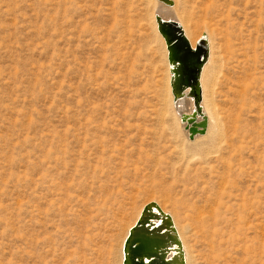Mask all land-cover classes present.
I'll return each instance as SVG.
<instances>
[{
  "label": "rangeland",
  "instance_id": "1",
  "mask_svg": "<svg viewBox=\"0 0 264 264\" xmlns=\"http://www.w3.org/2000/svg\"><path fill=\"white\" fill-rule=\"evenodd\" d=\"M156 2L0 0V264H120L152 202L195 264H264V0H173L215 61L208 137L192 142ZM207 200L213 250L193 208Z\"/></svg>",
  "mask_w": 264,
  "mask_h": 264
},
{
  "label": "water",
  "instance_id": "2",
  "mask_svg": "<svg viewBox=\"0 0 264 264\" xmlns=\"http://www.w3.org/2000/svg\"><path fill=\"white\" fill-rule=\"evenodd\" d=\"M172 6L171 0H158ZM157 31L164 39L170 66L169 86L174 101L193 98L194 110L182 115L188 126L190 140L206 132L207 121L202 113L200 76L208 59V45L202 37L192 48L185 33L175 20L155 16ZM201 121H197V117ZM122 264H185L184 254L171 217L155 203L144 206L141 214L128 231L123 245Z\"/></svg>",
  "mask_w": 264,
  "mask_h": 264
},
{
  "label": "bare ground",
  "instance_id": "3",
  "mask_svg": "<svg viewBox=\"0 0 264 264\" xmlns=\"http://www.w3.org/2000/svg\"><path fill=\"white\" fill-rule=\"evenodd\" d=\"M156 1H157L156 2V7L154 9V14H153L154 31L159 35V37H160L162 42H164V39L162 38V36L157 31V25H156V22H155V16L156 15H159L160 18H162L163 20L171 19V20H175L176 22H178V24H180V26L182 27V29H183V31L185 33V36H186L187 40L189 41L191 47H193V48L195 47L196 42H198L202 37H205L206 40H207L208 59H207L206 63L203 66L202 73H201V76H200V87H201V92H202V100H201L200 105H201L202 113H203V115H204V117H205V119L207 121L206 132L203 135H196L193 140H190L188 138V136H189L188 129H186L188 125L186 123L182 122V120H181L182 115L190 116L192 114V111L194 110V100H193V98H191V97L190 98H183V99H180L178 101H174L172 95H171V98H170L171 107L173 109L174 115L178 119V123L180 125V130H181L182 135L184 136V138L186 140H188V141H191V142L192 141H196V140H200L202 138H205L206 136L208 137L209 127H210V123H211V120H212L211 116H210V114L208 112L207 103H206V92H205V88H206V84H207V77H208L207 72H208L209 68L215 63L214 57H213V53H212L211 41H210V38H209L207 33H203L202 36L197 41H195V39L192 38L191 34L185 28L186 26L184 27V25L182 24L180 18L177 16L178 14L175 12L174 7H173L174 6L173 0H171L172 4H173L172 6H167V5L159 2L158 0H156ZM164 45H165V42H164ZM165 49H166V45H165ZM166 53H167V49H166ZM167 62H168V59H167ZM169 69H170V66H169V63H168V69H167V71H168V82H169V79H170ZM238 88H239V86H238ZM170 94H171V90H170ZM201 120H202V118L198 116L197 117V121H201ZM211 129H212V127H211ZM215 135H216V133H215ZM215 135L210 138L211 142L215 139ZM218 144H219V142H218ZM210 145H211V143H210ZM199 147H201V145H199ZM218 183H220V182H218ZM222 185H223V183H222ZM198 202H200V201H198ZM152 203H154V202H152ZM155 204L164 213H166L170 217H172L170 215V213L168 211H164L159 204H157L156 202H155ZM193 208H194V211L197 214V220L200 222L202 228H204V235H205V238L207 239V242H208L207 245L213 250L214 249V246H213L214 242L213 241L217 237V231L215 230V228L220 223V218H219V214H218V210L220 209V205L218 203H215L214 201L207 200L206 203L203 204L202 206H195ZM171 219H172V222L174 224V228L176 230V234L178 236V239L180 241V244H181V247H182V250H183L185 264H193V263L195 264L196 262H195V258H194L193 252L191 251L190 248H188L184 244V242L182 240V237L180 235V230L177 228V226H176V224L174 222V219L173 218H171ZM260 228L263 229L262 227H260ZM126 235H128V232H127ZM126 235H125V237L123 239V242L125 241V239L127 237ZM123 242H122V246L124 245ZM222 246H223V244H222ZM119 260H120V264H121L123 262V249H122V256H121V258L119 257ZM212 262L214 264L221 263L220 256L215 255L213 257V261Z\"/></svg>",
  "mask_w": 264,
  "mask_h": 264
},
{
  "label": "crops",
  "instance_id": "4",
  "mask_svg": "<svg viewBox=\"0 0 264 264\" xmlns=\"http://www.w3.org/2000/svg\"><path fill=\"white\" fill-rule=\"evenodd\" d=\"M197 43V42H196ZM196 45V44H195ZM193 48V47H192ZM195 48V47H194Z\"/></svg>",
  "mask_w": 264,
  "mask_h": 264
}]
</instances>
